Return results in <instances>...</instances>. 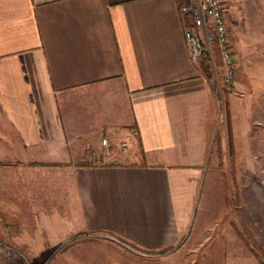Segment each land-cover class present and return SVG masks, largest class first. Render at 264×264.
Here are the masks:
<instances>
[{
	"label": "crops",
	"instance_id": "1",
	"mask_svg": "<svg viewBox=\"0 0 264 264\" xmlns=\"http://www.w3.org/2000/svg\"><path fill=\"white\" fill-rule=\"evenodd\" d=\"M189 20L179 0H0V165H51L85 227L160 249L215 194L210 164L242 153L264 177V63L219 90Z\"/></svg>",
	"mask_w": 264,
	"mask_h": 264
},
{
	"label": "rangeland",
	"instance_id": "2",
	"mask_svg": "<svg viewBox=\"0 0 264 264\" xmlns=\"http://www.w3.org/2000/svg\"><path fill=\"white\" fill-rule=\"evenodd\" d=\"M221 6L235 84L238 58L246 65L264 63V0H221ZM198 30L205 46L198 64L216 81V42ZM236 160L210 164L215 178L203 186L215 194L204 195V210L193 214L177 242L161 249L85 227L68 175L42 171L51 165L29 163L22 172L0 165V264H264V198L258 201L254 192L264 189L262 166L253 158L250 170L242 153Z\"/></svg>",
	"mask_w": 264,
	"mask_h": 264
},
{
	"label": "built area",
	"instance_id": "3",
	"mask_svg": "<svg viewBox=\"0 0 264 264\" xmlns=\"http://www.w3.org/2000/svg\"><path fill=\"white\" fill-rule=\"evenodd\" d=\"M187 4L179 5L180 11L191 13L190 22L184 27L189 57L199 63L205 50L204 42L199 32L203 28L206 40L216 42L221 58V74L216 80L217 88L221 91L231 90L234 86V56L229 46L226 20L223 14L221 0H187ZM136 134L135 130L131 131ZM104 146L108 145L107 139H102ZM121 145H126L122 142ZM91 159H94L91 157ZM104 161V160H103Z\"/></svg>",
	"mask_w": 264,
	"mask_h": 264
},
{
	"label": "trees",
	"instance_id": "4",
	"mask_svg": "<svg viewBox=\"0 0 264 264\" xmlns=\"http://www.w3.org/2000/svg\"><path fill=\"white\" fill-rule=\"evenodd\" d=\"M182 4H187L188 5V2H187V0H182V1H180L179 0V5H182ZM188 17H189V19H190V17H191V13L190 12H187V14H186ZM187 22H190V20L189 21H187ZM205 52V51H204ZM204 52H203V54H204ZM202 59V58H201ZM203 69V68H202Z\"/></svg>",
	"mask_w": 264,
	"mask_h": 264
}]
</instances>
